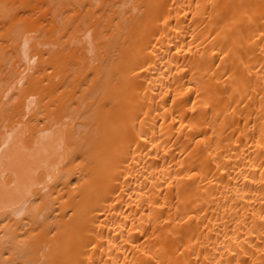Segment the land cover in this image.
<instances>
[{
    "label": "bare ground",
    "instance_id": "6f19581e",
    "mask_svg": "<svg viewBox=\"0 0 264 264\" xmlns=\"http://www.w3.org/2000/svg\"><path fill=\"white\" fill-rule=\"evenodd\" d=\"M0 264H264V0H0Z\"/></svg>",
    "mask_w": 264,
    "mask_h": 264
}]
</instances>
